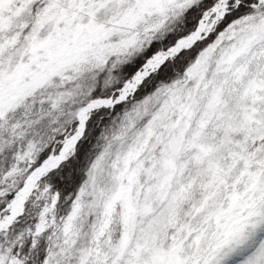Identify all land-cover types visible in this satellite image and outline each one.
Here are the masks:
<instances>
[{
  "label": "snow or ice",
  "instance_id": "snow-or-ice-1",
  "mask_svg": "<svg viewBox=\"0 0 264 264\" xmlns=\"http://www.w3.org/2000/svg\"><path fill=\"white\" fill-rule=\"evenodd\" d=\"M0 264H264V0H0Z\"/></svg>",
  "mask_w": 264,
  "mask_h": 264
}]
</instances>
